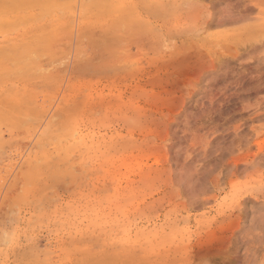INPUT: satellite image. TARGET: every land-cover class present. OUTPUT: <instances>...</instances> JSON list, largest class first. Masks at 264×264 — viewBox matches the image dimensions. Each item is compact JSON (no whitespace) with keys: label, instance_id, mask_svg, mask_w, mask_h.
<instances>
[{"label":"rangeland","instance_id":"obj_1","mask_svg":"<svg viewBox=\"0 0 264 264\" xmlns=\"http://www.w3.org/2000/svg\"><path fill=\"white\" fill-rule=\"evenodd\" d=\"M190 1L0 9V264H264V0Z\"/></svg>","mask_w":264,"mask_h":264},{"label":"bare ground","instance_id":"obj_2","mask_svg":"<svg viewBox=\"0 0 264 264\" xmlns=\"http://www.w3.org/2000/svg\"><path fill=\"white\" fill-rule=\"evenodd\" d=\"M35 1H36V0H0V9L3 10V11H5V16L7 15V12H6V11H9V13H10V15H11V14H12L11 12H13V10L15 11V10L17 9V10L19 11L21 8H24L25 6H26V7H29L30 10H31L32 7L35 6V5H32V7H30V5H31V4H34ZM38 1H39V0H38ZM45 1L47 2V0H45ZM49 1H51V0H48V2H49ZM54 1H55V0H54ZM57 1H58V0H57ZM61 1H62L63 4H65V3L63 2V0H59V2H61ZM97 1H98V0H97ZM191 1H192V0H191ZM191 1H190V2H191ZM52 2H53V1H52ZM52 2L47 3L48 6H49V4L52 3ZM59 2L56 3L57 6H58ZM70 2H71V1H70ZM90 2H92V1H90ZM99 2H100V1H99ZM99 2L94 3V7H93V8H96L95 5L98 4ZM193 2H196V1H193ZM41 3H42V2H41ZM62 3H60L59 5L64 6ZM38 4H39V2H38ZM43 4H44V3H43ZM43 4H42V5H43ZM47 4L45 3L44 5H47ZM54 4H55V3H54ZM54 4H52V6L55 7ZM66 4H67V2H66ZM27 5H28V6H27ZM69 5H70V4H69ZM88 5L90 6L91 3H90V4L87 3V5H85V6L87 7ZM72 6H74V5H72ZM35 7H36V8L38 7L37 9L40 8V6H35ZM50 7H51V5L49 6V8H50ZM58 7H59V6H58ZM69 7H71V6H69ZM29 8H28V9L26 8L25 10L22 9V10H20V11H29ZM45 8H46V7H45ZM45 8H44V9H45ZM67 8H68V6H67ZM88 8H89V7H88ZM33 9H34V8H33ZM46 9H48V7H47ZM1 10H0V12H2ZM17 10H16V11H17ZM42 10H43V7H42L41 10H40L41 12L38 11V13H39V14L42 13ZM60 10H61V9H60ZM92 11H93V10H91V13H93ZM15 13H16V12H15ZM36 13H37V12H36ZM43 13L45 14V12H43ZM156 13H157V12H156ZM0 14H2V13H0ZM34 14H35V13H32V14H30V15L28 14L27 16L24 15L25 17H22V15H23V13H22V15L19 16V17H21V18L17 17V18H18V19H17V18L14 17V18H15V21H13V22H14V24H16L18 20H19V21L21 20V23H19V24H21V25H22V24L26 25L27 23H30V21H31V22H34V21L37 19V18H36L37 15H35V17H34ZM44 14H42V15H44ZM2 15H3V14H2ZM32 16L34 17V18H32V19H35L34 21H32V20L29 19V18L32 17ZM6 17H7V16H6ZM9 17H10V16H9ZM9 17H7L8 19H6V18L3 19V18H2L3 20H5V19L7 20V21L5 20V21H4L5 23L3 24V25H5L7 28H8V26H9V28H10V25L12 24V20H13V17H11L12 19L9 18ZM39 17H42V16H39ZM39 17H38V18H39ZM9 19H10V21H9ZM16 19H17V20H16ZM27 19H29V22H27V21H28ZM3 20H1V21L3 22ZM25 20H26V21H25ZM40 20H41V19H40ZM126 20H127V19H126ZM19 21H18V22H19ZM24 21H25V23H22V22H24ZM124 22H126V21H124ZM124 22H123L122 27H121V24H120V23H122V21H120V23L115 22V23H118V24H113V25H115V26H114V29H113V30H114L113 32H116L117 35H116V36H113V35H112L113 38L110 36V37H111L110 39L118 40V39H119V38H118V37H119L118 33L120 34L121 31H123V32L121 33V36L123 37V35L125 34V33H124V30H126V29L128 28L129 25H130L131 29L133 30L131 24H128V23H127L128 25H126V26H127V28H126V26H124ZM136 22H137V21H135V23H136ZM6 23H7V24L9 23V24L7 25ZM10 23H11V24H10ZM35 23H36V22H35ZM35 23H34V24H35ZM137 23H138V22H137ZM164 23H165V22H164ZM167 23H168V21H167ZM14 24H13V26L11 25V28H10V29H12V27H15ZM19 24H17V26H16L17 28H18ZM28 25H29V24H28ZM72 25H73V23H72ZM117 25H118V28L116 27ZM133 25H134V24H133ZM34 26H35V25H34ZM60 26H62V25H60ZM111 26H112V25H111ZM111 26H110V28H111ZM123 26H124V27H123ZM139 26H141V25H139ZM16 27L14 28V30L16 29ZM28 27H29V26H28ZM41 27H42V29H43V34H45V36L42 37L41 34L39 35V33H38V34L36 33V34H32V36H33V35H34V36H35V35H38V36H35V37L33 36V38H32L31 40L29 39V40L32 42L33 39L35 40V39L37 38L36 41H34V40H33V41H34L35 43H37V42H39V41L41 40V42H39V44L37 43V45H36L34 42H32V43L35 44L34 46L29 44L30 46L27 45V47H25L26 45H22V46H24L23 49H26V51H28V50L31 49L30 51H28L29 53L31 52L30 54H29V53H24V52H23V53H24V54H29V55H31V54L33 53L32 55L34 56V58H36L37 56L40 57L42 54H43V55H42L41 57H44V53H45V55H47V53H48L49 50H48V51H45V52H42V51H44L45 49H46V50H47V49H50L51 52H49V53H50L51 55L48 54V56H49V57H50V56L52 57V50H51V49L53 48L54 45H51V47H50L48 44H52V43H51L52 41H53V44H55V42L58 43V42L56 41V40H57V37H61V36H58L59 34L56 35L57 37H55V36L52 34V33H54V32H52V31L55 30V32H56L57 29H58V30L61 29V28L64 29V28H66V27L64 26V27H59V28H58V27H56V26L54 27L53 25H52V26H49V27H51V30L49 29L48 32H47V30H46V33H48V34L44 33L45 25H43V26H41ZM115 27H116V28H115ZM137 27H138V26H137ZM7 28H6V29H7ZM52 28H53V30H52ZM119 28H120V29H119ZM123 28H124V29H123ZM125 28H126V29H125ZM0 29H2V28H0ZM6 29H5V30H6ZM10 29H9V30L7 29V30H8L7 32H13V31H14L13 29H12L13 31L10 30ZM26 29H27V25H26ZM121 29H122V30H121ZM5 30L3 29L2 31H0V34L2 35L3 32H4V34L6 33V35H7V32H6ZM18 30H19V29H18ZM118 30H120V31L118 32ZM41 31H42V30H41ZM129 31H130V30H129ZM136 31H137V30H136ZM17 32H18V31H17ZM25 32H26V31H25ZM37 32H38V31H37ZM50 32H51V33H50ZM61 32H62V31H61ZM61 32H60V33H61ZM127 32H128V29H127ZM127 32H126V33H127ZM22 33H23V32H22ZM26 33H27V32H26ZM40 33H41V32H40ZM56 33H57V32H56ZM58 33H59V32H58ZM71 33H72V32H71ZM54 34H55V33H54ZM122 34H123V35H122ZM127 34H131V32H129V33H127ZM140 34H141V32H140ZM140 34H139V35H140ZM48 35H49V36H48ZM50 35H52V36H50ZM3 36H4V35H2V37H3ZM67 36H68V35H67ZM127 36H128V35H126V38H127ZM170 36H172V35H170ZM39 37H40V38H39ZM131 37H132V36H131ZM49 38H50V39H49ZM51 38H52V39H51ZM55 38H56V40H55ZM115 38H118V39H115ZM53 39H54L55 41H54ZM110 39H109V37H108V39H106V40H110ZM26 40H27V39H26ZM38 40H39V41H38ZM106 40H105V38L103 39V41H105V43H107ZM122 40H123V38H122L121 40L119 39V41H122ZM125 40H126V39H125ZM20 41H21V40H20ZM24 41H25V40H24ZM47 41H49V42H47ZM61 41H62V40H61ZM84 41H85V40H84ZM112 41H113V40H112ZM112 41H110V42H112ZM16 42H17V41H16ZM11 43H12V44H11ZM22 43H23V42H22ZM43 43H44V44H43ZM113 43H115V42H113ZM9 44H11V46L9 45V49H8V47H3V49L5 50V48H6V50L8 49V51H9L10 48H11V47L13 48L14 45H15L16 43L9 42ZM13 44H14V45H13ZM17 44L19 45V43H17ZM41 44H43L44 46H39V45H41ZM116 44H117V42H116ZM67 45H68V44H67ZM111 45H112V44H111ZM113 45H114V44H113ZM124 45H125V44H124ZM1 46H2V45H1ZM3 46H5V44H4ZM35 46H37V47H35ZM118 46H119V44H118ZM118 46H117V47H118ZM187 46H188V44H187ZM109 47H110V46H109ZM109 47H108V48H109ZM111 47H112V46H111ZM111 47H110V48H111ZM181 47H182V46H181ZM0 48H1V47H0ZM14 48L19 49L18 46H17V47H14ZM14 48H13V49H14ZM20 48H22V47H20ZM27 48H28V49H27ZM59 48H60V47H59ZM100 48H101V47H100ZM104 48H106V47H104ZM118 48H120V47H118ZM184 48H185V47H184ZM13 49H11V50L14 52V50H16V49H14V50H13ZM38 49H43V50H40V52H39ZM0 50H1V49H0ZM11 50H10L9 52H11ZM35 50H37V51H36V54H37V53H40V54L42 53V54H41V55H39V54H37V55L34 54ZM60 50H61V49H60ZM112 50H113V48H112ZM177 50H178V49H177ZM181 50H182V49H181ZM17 51L19 52L20 49H19V50H16V54H18ZM21 51H22V49H21ZM24 51H25V50H24ZM26 51H25V52H26ZM53 51H55V49H53ZM62 51H63V50H61V52H62ZM183 51H186V50H183ZM13 52H11V53H12V56H13ZM93 52H94V51H93ZM0 53H1V55H2V54H4V51H3V52L0 51ZM11 53H10V54H11ZM14 53H15V52H14ZM23 53H22V54H23ZM54 53H55V52H54ZM54 53H53V56L56 55V53H55V54H54ZM184 53H185V52H184ZM19 54H20V53H19ZM94 54H95V53H94ZM109 54H110V53H109ZM112 54H113V53H111V55H109V56L113 57L114 55H112ZM35 55H36V56H35ZM4 56H5V55L2 56L3 58L0 56V57H1L0 59H2V60H3L4 58L6 59L7 56H6V57H4ZM10 56H11V55H10ZM10 56H9V58L11 59ZM13 57H14V56H13ZM20 57H21V55L18 56V58H20ZM7 58H8V57H7ZM52 58H53V57H52ZM94 58H95V57H94ZM108 58H109V57H108ZM5 59H4V60H5ZM12 59H13V58H12ZM20 59H21V60H20ZM20 59H18V60L20 61L19 63H22V62H23V63L25 64V62H24L25 60L22 59V58H20ZM37 59H38V58H37ZM37 59L32 60L33 63H34ZM83 59H84V58H83ZM110 59H111V58H110ZM110 59H109V60H110ZM113 59H114V58H113ZM113 59H112V60H113ZM2 60H1V61H2ZM4 60H3V61H4ZM14 60H15V59H14ZM14 60H13V63H14ZM114 60H115V59H114ZM114 60H113V61H114ZM1 61H0V76H1V73H2V76H1L2 78H0V80H1V79H4V78H3V75H4V76L6 75V74H3V73H7L8 76H7V75H6V76H7L9 79L12 78V77H13L14 75H16V74H17V75H20V77H22V76H23V72H24L23 70H25V69L27 68V67L24 68V64H23V63H22V64H23V66H22L23 68H22V69H21V68H14V69H13L12 66H11V68H12L13 70L17 69V70H15V71H17L16 73H15V71L10 70L11 72H13V75H12L10 72H8V69H9L8 66H9V65L7 66V63H8V62L6 63V61H8V60L6 59L3 63H1ZM15 61H16V60H15ZM28 61H29V60H28ZM28 61H27V62H28ZM115 61H116V60H115ZM11 62H12V60L9 62V64H11ZM5 63H6V64H5ZM13 63H12V64H13ZM16 63H17V62H16ZM19 63H18V64H19ZM31 63H32V62H30L29 65H30ZM80 63H82V62H80ZM80 63H78V65H79ZM113 63H114V62H113ZM113 63H112V64H113ZM121 63H122V62H121ZM121 63H120V64H121ZM18 64H17V65H18ZM14 65H15V63H14ZM27 65H28V63L25 64V66H27ZM33 65L35 66V65H36V62H35L34 64H32V66H33ZM38 65H39V64H38ZM20 66H21V65H20ZM39 66H40V65H39ZM60 66H61V65H60ZM91 66H92V65H91ZM110 66H111V65H110ZM123 66H125V64H123ZM125 67H126V66H125ZM30 68L32 69V67H30ZM40 68H41V67H40ZM118 68H121V67H118ZM129 68H130V66H129ZM129 68H128V69H129ZM33 69H34V68H33ZM42 69H44V68H42ZM55 69H56V68H55ZM85 69H87V67H86ZM104 69H105V68H104ZM130 69H131V68H130ZM37 70H38V69H37ZM44 70H45V69H44ZM87 70H89V69H87ZM106 70H107V69H106ZM106 70H105V71H106ZM20 71H21V72H20ZM30 71H31V70H30ZM30 71H29V69H27V71H26V72H29V76L31 75V74H30V73H31ZM41 71H42V73H43V70H41ZM41 71L39 70L40 73H41ZM76 71H77V70H76ZM93 71H94V70H93ZM95 71H96V70H95ZM97 71H98V70H97ZM97 71H96V72H97ZM128 71H129V70H128ZM18 72H20V73H18ZM39 72H38V71H37V72L35 71V73H36L37 75H38ZM49 72H50V71H49ZM83 72H84V71H83ZM87 72H88V71H87ZM8 73L11 75L10 77H9V74H8ZM84 73H85V72H84ZM93 73H94V72H93ZM21 74H22V75H21ZM27 74H28V73H27ZM33 75H34V73H33ZM25 76H26V75H25ZM34 76H35V75H34ZM34 76H33V77H34ZM59 76H60V75H59ZM7 77H5V78H7ZM30 77H31V76H30ZM27 78H29V77H27ZM49 78H50V77H49ZM12 79H13V78H12ZM21 79H22V78H21ZM35 79H36V78H35ZM63 79H64V78H63ZM19 80H20V79H19ZM29 80H31V78H29ZM48 80H49V79H48ZM46 81H47V80H46ZM62 81H63V80H62ZM53 82H54V81H53ZM43 83L45 84V81H43ZM55 83H56V82H55ZM2 85H3V84H2ZM5 85H6V84H5ZM50 85H51V84H50ZM15 86H17V85H15ZM44 86H45V85H44ZM57 87H58V86H57ZM70 88H72V87L70 86ZM53 89H54V88H53ZM58 89H60V87H58ZM54 90H55V89H54ZM71 90H72V89H71ZM22 91H23V90H22ZM39 91H40V90H39ZM56 91H57V90H56ZM15 92H16V91H15ZM23 92H24V91H23ZM29 93H32V94H30L31 97L34 96V95H33V91H32V92H29ZM43 93H44V92H43ZM53 93H54V92H53ZM53 93H52V94H53ZM56 93H58V92H56ZM17 95H18V94H17ZM32 95H33V96H32ZM50 95H51V94H50ZM13 96H14V95H13ZM18 96H19V95H18ZM18 96H17V97H18ZM8 97H9V96H8ZM17 97H16V99H17ZM34 97H35V96H34ZM50 97H51V96H50ZM54 97H55V96H54ZM3 98H4V97H3ZM3 98H2V99H3ZM6 98H7V97H6ZM68 98H69V97H68ZM11 99H13V98H11ZM14 99H15V97H14ZM37 99H38V98H37ZM50 99H51V98H50ZM80 99H81V98H80ZM9 100H10V99H9ZM9 100H7V101H9ZM17 100H19V102L17 101L18 105H20L22 102H24V101L20 102V101H21L20 96H19V98H18ZM29 100H30V99H29ZM32 100H33V99H31L30 101L32 102ZM77 100H78V99H77ZM13 101H14V100H13ZM13 101L10 100V101H9L10 103H9V102L7 103L6 100L4 101L5 103L10 104V107L7 106L3 101H1L3 104H2L1 102H0V103H1L3 106L1 105L2 109L0 108V109H1L0 114H2V111H3V109H4V108H3L4 105H5V109H4V112H3L4 114H5L6 111H8V110H10V109L12 110L13 108H11V107H14V109H17V108H18V109L21 110V108L23 107L22 104L20 105V106H22V107L20 108V107H18L17 104H14V105H13V104H12ZM27 101H28V100H27ZM27 101L25 102L26 105H27V103H28ZM30 101H29V102H30ZM66 101H68V100H66ZM66 101H64V102H66ZM11 102H12V103H11ZM14 102H16V101H14ZM73 102H74V101H73ZM25 103L23 104L24 106H25ZM37 103H38V102H37ZM11 104H12V105H11ZM73 104H74V103H73ZM15 105H16V106H15ZM33 105H35V104H33ZM6 106H7V107H6ZM16 107H17V108H16ZM33 107H34V106H33ZM7 108H9V109H7ZM28 108H29V107H28ZM34 108H35V107H34ZM72 108H73V107H72ZM6 109H7V110H6ZM14 109L12 110L13 112L15 111ZM24 109H26V108H24ZM11 110L8 112V114H10V112H12ZM20 110H19V111H20ZM22 110H23V109H22ZM22 110H21V111H22ZM26 110H27V109H26ZM69 112H70V111H69ZM15 113H17V112H15ZM48 113H49V112H48ZM13 114H14V113H13ZM19 114H21V112H19ZM5 115H6V114H5ZM11 115H12V114H11ZM11 115H10V116H11ZM0 116H1V115H0ZM14 116H15V115H14ZM14 116L11 117V118H15ZM16 116H18V115H16ZM3 118H5V116L2 117V119H3ZM7 118H8V117H7ZM5 119H6V118H5ZM3 120H4V119H3ZM6 121H7V120H6ZM12 122H13V121H12ZM51 122H52V120H51ZM48 124H49V123H48ZM2 125H3V123H2ZM4 125H5V124H4ZM49 125H50V124H49ZM33 126H34V125H33ZM47 129H50V128H47ZM47 129H46V130H47ZM52 129H53V125H52ZM52 129H51V133H48V134L52 135V131H54V130H52ZM19 130H20V129H19ZM16 131H17V130H16ZM32 131H33V129H32ZM49 131H50V130H49ZM17 132H18V131H17ZM34 132H36V131H34ZM54 132H55V131H54ZM43 133H44V132H43ZM56 134L58 135L59 133L57 132ZM56 134H54V136L57 138ZM46 136H48V135H46ZM43 138H44V136H43ZM47 138H48V137H47ZM56 138H55V139H56ZM48 139H50V137H49ZM52 139H54V138L52 137ZM58 139H59V138H58ZM39 140H40V139H39ZM56 140H57V139H56ZM49 141H50V140H49ZM1 142H2V141H1ZM47 144H48V145H51V144H49V143H47ZM47 144H46V145H47ZM2 145H3V144H1L0 147H1ZM4 145H5V144H4ZM10 145H11V144L9 143V146H10ZM53 145H54V144H53ZM5 146H7V145H5ZM38 146H39V145H38ZM3 147H4V146H3ZM3 147H2V148H3ZM67 155H68V154H67ZM31 165H32V164H31ZM33 166H34V165H33ZM30 169H32V168H30ZM32 172H33V171H32ZM26 178H27V177H26ZM18 181H19V183H20V180H18ZM14 182H15V181H14ZM37 182H38V181H37ZM11 183H12V182H11ZM22 184H23V183H22ZM25 185H26V184H25ZM53 188H54V187H53ZM14 189H15V188H14ZM14 189H13V190H14ZM10 190H11V189H10ZM5 198H6V197H5ZM11 198H12V197H11ZM213 253H214V252H213ZM201 256H202V255H201ZM204 256H207L206 253H205ZM211 256H212V254H211ZM223 256H224V255H223ZM214 257H215V256H214ZM225 257H226V256H225ZM109 258H110V257H109ZM109 258H108V259H109ZM206 258H207V257H206ZM106 259H107V258H106ZM99 261H100V260H99ZM110 261H111V260H109V262H110ZM106 262H107V261H106ZM96 263H97V262H96ZM128 263H129V262H128ZM83 264H84V263H83ZM85 264H86V263H85ZM111 264H112V263H111Z\"/></svg>","mask_w":264,"mask_h":264}]
</instances>
